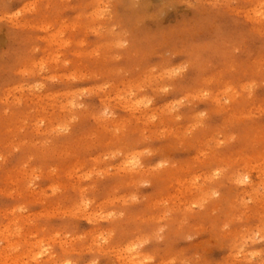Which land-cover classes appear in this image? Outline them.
<instances>
[{"label": "rangeland", "instance_id": "obj_1", "mask_svg": "<svg viewBox=\"0 0 264 264\" xmlns=\"http://www.w3.org/2000/svg\"><path fill=\"white\" fill-rule=\"evenodd\" d=\"M0 264H264V0H0Z\"/></svg>", "mask_w": 264, "mask_h": 264}]
</instances>
